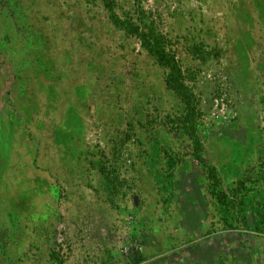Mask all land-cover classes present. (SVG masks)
Here are the masks:
<instances>
[{"label": "rangeland", "instance_id": "1", "mask_svg": "<svg viewBox=\"0 0 264 264\" xmlns=\"http://www.w3.org/2000/svg\"><path fill=\"white\" fill-rule=\"evenodd\" d=\"M150 27L193 92L202 162ZM59 49L71 145L62 104L33 110ZM60 262L264 264V0H0V264Z\"/></svg>", "mask_w": 264, "mask_h": 264}, {"label": "trees", "instance_id": "2", "mask_svg": "<svg viewBox=\"0 0 264 264\" xmlns=\"http://www.w3.org/2000/svg\"><path fill=\"white\" fill-rule=\"evenodd\" d=\"M108 10L110 12L112 21L115 24L121 26L120 20L114 10ZM137 37L141 47L153 57L154 61L158 65L167 69V82L170 88L179 96V98L184 102L185 105V133L191 140L193 155L196 159L202 162V158L200 156L202 145L200 138L193 126V120L196 117L195 98L191 89H189L183 81L181 69L177 61L175 60L173 55L169 54V52L166 50L164 37L159 34L154 28L150 27L147 32L138 33ZM68 48L70 47L68 46ZM69 51L70 52L68 60L61 57L63 54H65L62 49H59L58 51L60 56L58 55V53L55 54V52L53 56L48 58L46 61L37 60L36 63L42 67V70L44 72H47V78L52 85L46 86L44 89L43 85L36 84L37 92H39V94L41 95L43 94L44 97L42 96V98H38L39 101L36 100V103L33 105V110L35 111V116L37 119H39V116H42L41 112H44L43 104H45V102L51 103L50 107H48V104L46 107L53 110H56L58 106H61V104L63 105L62 108H65L64 110L66 113L64 115L57 116V122L61 132H63V137L67 145H71V143L73 144L75 142L77 128L81 125V119L78 114L79 111L77 110L76 105L73 106L72 104H75L76 97L72 94L73 90L71 91L70 89H68L67 85V79L70 78V74L69 72H65V68L67 69V64H69L70 66L71 64H73L71 62L73 59L72 51ZM54 55H57V57ZM83 93L84 90L83 92L81 91L82 95ZM47 115H49L48 111ZM50 117L51 116L49 115L46 118L51 120ZM44 130H48L47 125ZM203 165L206 168L208 180L215 190L216 198L219 201V204L223 206L225 204V201L222 193L217 188L219 180L215 172V167L206 164ZM244 223L247 226L246 220H244ZM255 227L259 228L258 225H256ZM132 261H136V259H133Z\"/></svg>", "mask_w": 264, "mask_h": 264}, {"label": "water", "instance_id": "3", "mask_svg": "<svg viewBox=\"0 0 264 264\" xmlns=\"http://www.w3.org/2000/svg\"><path fill=\"white\" fill-rule=\"evenodd\" d=\"M246 222H247V225H252L253 222H254V217H253V214L252 213H249L246 217ZM137 251H128L127 254L131 257V258H134L136 255H137Z\"/></svg>", "mask_w": 264, "mask_h": 264}]
</instances>
